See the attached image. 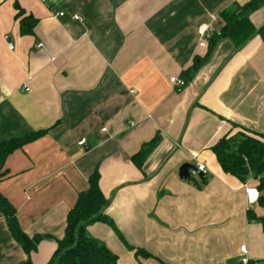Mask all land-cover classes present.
Here are the masks:
<instances>
[{"label":"crops","instance_id":"1","mask_svg":"<svg viewBox=\"0 0 264 264\" xmlns=\"http://www.w3.org/2000/svg\"><path fill=\"white\" fill-rule=\"evenodd\" d=\"M248 1L0 0V144L44 131L7 156L0 180L23 233L49 237L32 264L49 262L94 171L104 214L149 255L135 258L106 224L88 226L117 264H240L241 247L247 264H264L262 227L247 221L263 212L244 193L256 181L224 174L210 150L239 131L264 136V41L236 50L221 39L190 82L170 83L205 57L198 27L217 33L219 14ZM15 4L37 21L32 36L20 34ZM249 21L263 26L264 6ZM155 137L137 169L131 158ZM191 154L206 167L200 189L178 177ZM26 259L0 213V264Z\"/></svg>","mask_w":264,"mask_h":264},{"label":"trees","instance_id":"2","mask_svg":"<svg viewBox=\"0 0 264 264\" xmlns=\"http://www.w3.org/2000/svg\"><path fill=\"white\" fill-rule=\"evenodd\" d=\"M264 6V0H249L242 6L234 4L230 9L219 14L223 26L217 33H213L207 42V52L204 58L195 59L193 65L180 73L185 84L191 81L200 66L210 57L216 43L221 39H229L236 50L242 48L254 36H259L264 41V25L255 29L249 21V16ZM15 18L19 19V30L22 36H32L37 21L31 16H25L24 11L15 4ZM44 131L33 132L25 137L13 139L0 144V180L5 176L2 172L4 161L12 152L22 148L25 144L39 138ZM158 138L144 144L140 151L131 158L132 163L141 169L145 158L156 147ZM212 154L224 174L230 175L240 183L245 184L251 177L256 181L255 188L260 197L256 205L262 210V218H257L252 210L247 211L248 222L260 223L264 235V136L252 135L239 131L233 135H226L219 139L211 148ZM200 189L207 183L205 175L197 180L189 177L185 179ZM99 176L94 171L88 177V188L77 196L74 206L69 210L64 236L56 240V250L47 264H117V256L110 252L104 245L90 238L86 229L88 226L101 222L106 224L125 244L123 238L116 230L112 220L104 214L109 205L99 188ZM0 213L6 220L8 230L27 256L23 264H32L31 254L37 250L41 241L47 236L27 237L20 229L15 209L0 194ZM126 248L133 252L135 258H149L141 249H134L128 245Z\"/></svg>","mask_w":264,"mask_h":264},{"label":"built area","instance_id":"3","mask_svg":"<svg viewBox=\"0 0 264 264\" xmlns=\"http://www.w3.org/2000/svg\"><path fill=\"white\" fill-rule=\"evenodd\" d=\"M55 16H59V17H62L63 14L62 13H59V14H56ZM74 20H77V21H80L81 19L79 17H73ZM215 17L214 16H211L210 17V20L213 22L215 21ZM213 29H212V26H211V23H205V24H201L198 29H197V36H198V46L199 47H206L207 45V42L210 38V36L213 34ZM6 40L7 37H6ZM37 48H41V45H37ZM9 49L12 50L13 47L12 45L9 44ZM170 83L177 87V88H182L185 86V82L179 78V77H174L172 79H170ZM25 91H28L27 89H25ZM79 146H85V140H82L78 143ZM191 160L193 161V164H192V169L189 170V177H195V178H198L199 177V174H202V175H205L206 174V167L205 165H203L202 163H200L198 160H197V155L196 154H191ZM244 193L246 195V199H247V205L248 206H252V205H255L260 197V194L258 192V190L256 188H252V187H249L247 185H244ZM241 251V254H242V259L240 260V264H247L248 263V260L246 258V251H245V248L244 247H241L240 249Z\"/></svg>","mask_w":264,"mask_h":264},{"label":"water","instance_id":"4","mask_svg":"<svg viewBox=\"0 0 264 264\" xmlns=\"http://www.w3.org/2000/svg\"><path fill=\"white\" fill-rule=\"evenodd\" d=\"M193 167L189 164H184L179 168L178 171V177L179 179H188L189 178V170H191ZM202 174H199V177H202Z\"/></svg>","mask_w":264,"mask_h":264},{"label":"rangeland","instance_id":"5","mask_svg":"<svg viewBox=\"0 0 264 264\" xmlns=\"http://www.w3.org/2000/svg\"><path fill=\"white\" fill-rule=\"evenodd\" d=\"M236 133H237V132H236ZM236 133H235V134H236ZM192 179L197 180L198 178L192 177ZM147 263H149V264L151 263V264H152V262H150V261L147 262Z\"/></svg>","mask_w":264,"mask_h":264}]
</instances>
